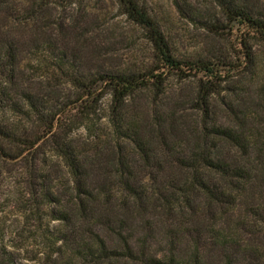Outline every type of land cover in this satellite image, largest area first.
Returning a JSON list of instances; mask_svg holds the SVG:
<instances>
[{
    "label": "trees",
    "instance_id": "16d2710c",
    "mask_svg": "<svg viewBox=\"0 0 264 264\" xmlns=\"http://www.w3.org/2000/svg\"><path fill=\"white\" fill-rule=\"evenodd\" d=\"M53 1L35 3L42 8ZM118 1L152 45L150 66L75 77L78 97L47 114L23 93L30 108L21 114L38 121L33 130L30 123L0 117V176L5 161H21L37 183L35 206H61L50 186V166L54 157L62 161L72 199L71 208L50 212L66 226L49 234L62 241L55 252L59 264H264V123L251 122L241 99L228 103V122L214 108L225 91L234 94L258 76L254 45L264 43V16L236 0H216L220 14L205 25L232 52L182 58L146 5ZM15 10L0 0V109L13 89L8 73L17 57L5 54L10 28L3 30ZM171 78L194 81L187 110L198 119L187 123L177 107L186 103L180 102L150 126L129 104L146 93L154 107L161 105ZM107 95L117 146L102 140L77 149L74 129L97 113ZM1 251L0 264H13Z\"/></svg>",
    "mask_w": 264,
    "mask_h": 264
},
{
    "label": "rangeland",
    "instance_id": "374dc122",
    "mask_svg": "<svg viewBox=\"0 0 264 264\" xmlns=\"http://www.w3.org/2000/svg\"><path fill=\"white\" fill-rule=\"evenodd\" d=\"M4 1L16 6L14 15L8 20L9 25L3 30L9 31L10 28L9 49L5 54L9 50L17 57L16 65L8 73L12 80V95L9 103L2 104L0 109V117L5 120L30 123L34 130L37 115L27 117L21 114L22 108H30L23 93L47 114L50 110L64 108L66 103L78 97L79 90L74 86L73 78L104 71H142L153 61L152 45L144 30L123 13L118 0H54L42 8L36 6L35 0ZM139 1L157 19L179 57L212 58L222 52H232L230 44L205 25L207 20L220 14L216 0ZM236 1L264 16V0ZM254 51L258 58V76L239 84L234 94L225 91L214 101L215 111L224 122H228V114L231 115L228 103L235 104L241 99L251 112V122L256 125L264 123V43L255 44ZM194 90V81L179 82L171 78L161 105L154 107L148 95L143 93L130 102L129 109L142 116L145 114L151 126L161 114L185 102V109L183 105L177 106L179 112L186 117L187 123L194 124L198 115L187 110ZM111 104V97L107 95L99 103L97 113L90 114L76 126L71 135L74 147L84 151L102 140L117 146L111 123ZM96 135L100 139H95ZM123 144L127 147V143ZM128 146L131 151L133 145ZM50 179L54 196L59 197L62 204L48 206L44 203L37 207L33 198V184L36 182H30L24 163L5 161L2 166L0 248L3 257H10L13 264H59L55 252L62 241L55 243L49 234L66 226L63 221L53 220L50 212L63 210L65 206L71 208L72 196L68 186L72 182L57 157L50 166ZM114 203L119 204L120 200ZM137 223L138 220L134 221V226Z\"/></svg>",
    "mask_w": 264,
    "mask_h": 264
}]
</instances>
